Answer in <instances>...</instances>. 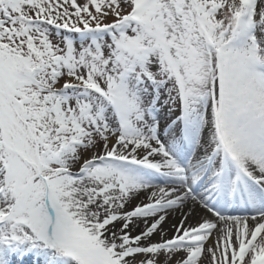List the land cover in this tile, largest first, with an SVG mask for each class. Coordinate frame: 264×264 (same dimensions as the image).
<instances>
[{
    "label": "snow or ice",
    "instance_id": "obj_1",
    "mask_svg": "<svg viewBox=\"0 0 264 264\" xmlns=\"http://www.w3.org/2000/svg\"><path fill=\"white\" fill-rule=\"evenodd\" d=\"M0 264H264V0H0Z\"/></svg>",
    "mask_w": 264,
    "mask_h": 264
},
{
    "label": "bare ground",
    "instance_id": "obj_2",
    "mask_svg": "<svg viewBox=\"0 0 264 264\" xmlns=\"http://www.w3.org/2000/svg\"><path fill=\"white\" fill-rule=\"evenodd\" d=\"M203 215H206V213H204L202 210H198L197 214L194 217L190 218L188 223L195 225L200 220L201 216H203ZM179 220H180L179 215L169 217L167 224H165V226H164L165 229L168 231L169 236L172 235V231H173L172 225L177 224L179 222ZM136 231L138 232L139 229H137Z\"/></svg>",
    "mask_w": 264,
    "mask_h": 264
},
{
    "label": "rangeland",
    "instance_id": "obj_3",
    "mask_svg": "<svg viewBox=\"0 0 264 264\" xmlns=\"http://www.w3.org/2000/svg\"><path fill=\"white\" fill-rule=\"evenodd\" d=\"M79 2H81V3H82V2H83V0H79Z\"/></svg>",
    "mask_w": 264,
    "mask_h": 264
}]
</instances>
